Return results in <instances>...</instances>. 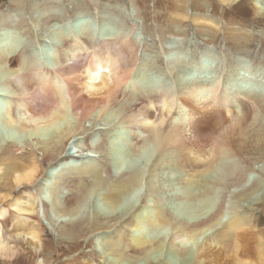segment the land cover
<instances>
[{
    "label": "bare ground",
    "instance_id": "obj_1",
    "mask_svg": "<svg viewBox=\"0 0 264 264\" xmlns=\"http://www.w3.org/2000/svg\"><path fill=\"white\" fill-rule=\"evenodd\" d=\"M217 1L239 4V12L249 2L264 14L256 0ZM135 31L61 33L52 66L31 38L0 51V69H9L0 85L10 89L0 94V110L7 105L6 125L25 133L19 140L0 134V184L7 186L0 193V259L11 262L27 249L55 261L60 243L79 246L89 235L116 231L99 256H112L108 264H173L162 254L178 264H264V70L225 65L204 75L197 64L185 80L159 76L118 102L143 46ZM126 101L134 110H125ZM113 109L133 130L142 163L117 166L107 136L96 152L70 154L69 141L89 139L85 118ZM85 159L100 162L81 167ZM170 167L198 187L178 197L181 209L165 194L161 177Z\"/></svg>",
    "mask_w": 264,
    "mask_h": 264
},
{
    "label": "rangeland",
    "instance_id": "obj_2",
    "mask_svg": "<svg viewBox=\"0 0 264 264\" xmlns=\"http://www.w3.org/2000/svg\"><path fill=\"white\" fill-rule=\"evenodd\" d=\"M256 1L259 7H264V0ZM238 6L239 4L223 5L217 0H0V20L7 16V19L0 23V51L4 47L19 45L23 40L31 38L44 63L52 66L56 62L53 44L61 33L80 34L93 29L94 32L100 30L102 35L107 37L120 29L136 27L135 33L141 38L143 46L137 51L138 64L133 67L131 76L122 87L124 89H121L123 96L121 94L118 102H123L126 100L124 95L130 90H146L159 76L158 81L161 82L172 79L185 80L188 68L194 69L197 64L201 72L207 73L225 65L235 69L236 66L247 65L264 70V14H257L249 2L244 4L243 12L237 10ZM48 9L54 13L47 14ZM75 16L80 17V20L75 22ZM106 25L108 29H104ZM84 55L79 61L87 59V54ZM166 67L171 70V75L157 70L161 68L166 72ZM6 69L2 67L0 73L6 75L9 70L6 72ZM206 72L204 75H207ZM8 93L10 89L0 85V94ZM78 97H82V94H78ZM3 103L5 105V102ZM134 103L126 101L125 110H134ZM137 104L138 107L141 106ZM6 109L7 105L0 110V134H8L11 139L16 140L25 138L23 131L20 133L21 130L11 129L6 125ZM152 111L157 113L153 109ZM108 113L102 118H85L84 136H89V139L69 141L66 145L69 153L88 149L96 152L101 145L100 140L107 136L112 138L114 150H118L115 155L117 166L126 169L142 163L141 156L133 150V130L121 125L117 111L113 109ZM99 162L100 160H86L80 166H97ZM185 174V171L170 167L161 177L165 184V194L169 195L170 205L179 209L185 205L178 197L190 191L197 192L198 188L195 183L184 181ZM3 185L0 184V193L7 192V186ZM105 192L102 190V193ZM12 195V198H15L18 193L13 192ZM11 217L10 215L6 221L9 222ZM39 218L46 224L40 213ZM114 236L116 237V231H104L89 235L87 241L79 246L60 243V251L57 250L55 261L47 262L44 252L34 256L24 249L25 251L13 261L0 259V264H38V260L43 264H108L112 262V256H107V261L99 256L105 252L104 243L114 240ZM161 257L178 264L174 256L162 254Z\"/></svg>",
    "mask_w": 264,
    "mask_h": 264
}]
</instances>
